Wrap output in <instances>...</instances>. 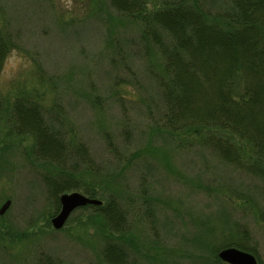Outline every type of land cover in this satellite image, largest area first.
<instances>
[{"label": "rangeland", "instance_id": "374dc122", "mask_svg": "<svg viewBox=\"0 0 264 264\" xmlns=\"http://www.w3.org/2000/svg\"><path fill=\"white\" fill-rule=\"evenodd\" d=\"M195 1L218 11L229 0ZM0 34L13 48L0 73V209L11 203L0 215V264H104L92 210L52 228L59 210L40 178L49 172L8 119L20 97L59 110L67 137L87 147L99 174L79 178L129 210L136 264H215L212 253L243 231L264 264V179L156 126L160 91L149 67L160 59L139 25L110 0H0Z\"/></svg>", "mask_w": 264, "mask_h": 264}, {"label": "trees", "instance_id": "16d2710c", "mask_svg": "<svg viewBox=\"0 0 264 264\" xmlns=\"http://www.w3.org/2000/svg\"><path fill=\"white\" fill-rule=\"evenodd\" d=\"M110 4L139 25L142 36L156 48L158 67H149L160 91L156 126L171 135L185 132L222 162L264 179V0H229L218 11L189 0H110ZM12 50L10 38L0 34V73ZM2 108L0 103V112ZM61 118L59 110L22 97L8 110L13 131L33 141L32 157L49 172L40 175L45 200L58 212L64 193L81 190L89 198L102 199L101 206L78 211L92 210L100 224L103 263L136 264L135 246L126 240L129 210L114 191L106 193L102 186L100 191L92 183H82L80 171L92 177L99 172L87 147L67 137ZM106 145L115 150L111 140ZM99 185L106 187L105 181ZM145 213L150 218L148 209ZM238 234L243 238L225 239L212 253L215 264L221 263L217 254L224 248L255 256L245 245L249 236L245 231ZM38 264L51 263L40 259Z\"/></svg>", "mask_w": 264, "mask_h": 264}, {"label": "water", "instance_id": "95a60500", "mask_svg": "<svg viewBox=\"0 0 264 264\" xmlns=\"http://www.w3.org/2000/svg\"><path fill=\"white\" fill-rule=\"evenodd\" d=\"M60 211L54 216L50 223L54 230H61L69 219L70 215L77 209L85 206H101L102 202L97 199L86 197L85 195L72 192L66 193L59 197ZM7 201L0 209V215L10 206ZM218 258L225 264H258L256 258L236 248L224 249L218 253Z\"/></svg>", "mask_w": 264, "mask_h": 264}]
</instances>
